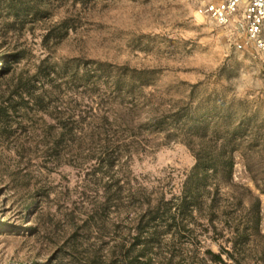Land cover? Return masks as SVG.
I'll list each match as a JSON object with an SVG mask.
<instances>
[{
    "label": "rangeland",
    "instance_id": "obj_1",
    "mask_svg": "<svg viewBox=\"0 0 264 264\" xmlns=\"http://www.w3.org/2000/svg\"><path fill=\"white\" fill-rule=\"evenodd\" d=\"M197 0H0V264H264V52Z\"/></svg>",
    "mask_w": 264,
    "mask_h": 264
},
{
    "label": "built area",
    "instance_id": "obj_2",
    "mask_svg": "<svg viewBox=\"0 0 264 264\" xmlns=\"http://www.w3.org/2000/svg\"><path fill=\"white\" fill-rule=\"evenodd\" d=\"M200 16L234 36L237 50L264 52V0H197Z\"/></svg>",
    "mask_w": 264,
    "mask_h": 264
}]
</instances>
